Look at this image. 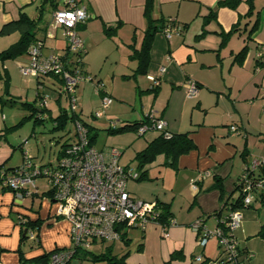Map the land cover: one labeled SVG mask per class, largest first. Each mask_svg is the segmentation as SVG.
Wrapping results in <instances>:
<instances>
[{"label": "crops", "instance_id": "0c3cea01", "mask_svg": "<svg viewBox=\"0 0 264 264\" xmlns=\"http://www.w3.org/2000/svg\"><path fill=\"white\" fill-rule=\"evenodd\" d=\"M69 1L85 7L89 16L86 24L77 30L79 37L84 40L81 68L87 75V41L92 42L94 38L91 27L100 38L98 41H102L101 38L111 41L116 44V49L117 43L124 46L128 51V59L133 37L135 48L140 47L147 28L144 14L147 0H68L62 7L55 2V9L64 8ZM223 1L225 0H152L151 19L173 21L184 29L169 39L162 32L155 34L144 76H138L135 80L129 78L137 65L136 61L130 59L135 63V66L129 68L131 74L121 75L122 78L132 79L137 83L138 87L135 88L139 90V94L153 87L157 88L155 97L154 93L147 92L143 103L148 109H142L138 119L134 121L154 113L155 118L166 123L167 131L186 133L194 145V149L176 160L174 167L165 166L167 175L171 177V183L168 184L171 198L155 197L150 200L170 205L172 224L166 231L168 237L163 236L159 224L149 223L144 231H140L136 249L120 254H128L126 264H193L200 246V235L191 230V225L201 220L206 231L209 228L216 229L229 214L230 205L238 196L237 182L244 169L256 160L262 165L256 169L255 175L263 174L264 0H252L253 14L250 17L247 15L248 0H236L237 4L233 8L219 6ZM33 4L34 0H0V28L5 23L17 20L24 13L35 23V41L41 42L42 54L64 55L67 42L63 30L52 25V13L55 9L50 6L48 23L40 25L39 12L43 11L46 3L42 1L35 7V14L39 13L36 18L28 14ZM210 10H215L214 18L205 23ZM256 16L258 27L249 34ZM120 23L113 38L103 35L104 25L113 27ZM232 29L235 32L229 34ZM79 30L83 32L79 34ZM224 34H227L225 41ZM46 42H51L52 46L48 47ZM0 44L2 46L3 42ZM244 47L246 51L243 56L237 58ZM115 48L107 54L115 56ZM4 50L0 47V51ZM139 78L143 80L142 86H139ZM189 82H193L198 88L197 96L192 99L187 98ZM107 95L111 97L116 93L109 90ZM111 105L112 103L109 106ZM231 127L236 128V131H231ZM7 131L5 118L1 115L0 142L6 140L4 133ZM254 133L259 135L258 139L263 144L260 150L253 153L250 150V140ZM11 156L7 148L0 146V166L14 168L6 166ZM36 195L29 189L20 199L12 192H0V264H42V257L48 253L69 248V224L57 216V205L48 193L42 196L37 212L22 206L23 199L31 198L33 202ZM257 198L253 206L260 201ZM178 199L182 202L190 201V208L182 218H176L172 208ZM250 209L242 210L243 223L250 214ZM26 221H39L38 228L34 231L35 241L28 239L25 232L27 226L24 225ZM125 240L129 245L131 240L128 231L125 233ZM27 241L31 243L27 244ZM248 249L247 246L243 248L247 252ZM101 251L102 247L99 252ZM173 253H179L181 258L171 259ZM257 255H252L250 264H264V256ZM200 257L206 259L203 250ZM198 259L203 264L202 258ZM220 259L221 253L214 260L215 264H220Z\"/></svg>", "mask_w": 264, "mask_h": 264}, {"label": "rangeland", "instance_id": "374dc122", "mask_svg": "<svg viewBox=\"0 0 264 264\" xmlns=\"http://www.w3.org/2000/svg\"><path fill=\"white\" fill-rule=\"evenodd\" d=\"M43 0H34L32 10H28L29 16L33 18L38 17L41 13L40 25L48 23L50 19V4L47 2L43 11L35 14V7L39 6ZM68 0H55L58 6L62 5ZM80 32L83 31H78ZM95 29L91 27V33L93 43L87 41L89 47L86 52V62L88 66H85L86 72L93 80L90 82L80 83L75 90V97L77 106L74 112L72 111L68 99L64 95V85L55 80L52 77L39 78L37 81L34 77H25L20 73V67H26L28 55H23L17 60L0 62V96L4 100H13L17 104L15 106L4 105L0 116L5 118V127L8 131L5 132L6 140L0 142V146H4L12 154L11 158L7 162L6 166L18 167L22 164L24 157L30 158L37 167L39 166H54L59 159V152L62 150V146L65 143L71 142L74 138L76 125L73 121V115H76L87 126L95 129L97 133L96 139L93 142V147L97 150L115 149L121 154L119 164L121 167L129 169L133 174L138 176L145 172V175L140 180L130 177L126 182V190L129 196L136 200L150 202L155 197L171 198L168 193V184L171 183L170 176L167 175V169L163 165L164 158L157 156L151 163L144 164L141 168L138 166V162L135 160L136 154L143 150L148 141L154 138L158 133L152 130L146 132L143 136L138 135L135 131L125 130L119 134H110L108 129L114 124V127H120L124 122H133L138 119L142 109L146 110V104L143 103L144 98L148 94L144 92L138 93L137 83L130 79L122 78L121 75H130V69L135 66V63L129 61L127 58L128 51L124 46L111 41H102L97 37ZM104 35V34H103ZM79 36V35H78ZM82 44L84 40L79 37ZM19 39L18 33H12L8 36H1L0 43L3 42L1 49L7 50L12 44ZM48 41V40H47ZM114 42H116L114 40ZM50 43V45H49ZM50 47L51 42H46ZM115 48V56H109ZM129 54L132 50L129 49ZM85 58V57H84ZM139 86H142L143 80L139 78ZM100 80V86L106 94H109V90H113L116 95H112V105L106 109H101V96L97 90L96 82ZM40 82V84H38ZM40 93L41 98H46V106L49 109L45 115L46 119L42 122H35V116L31 117V112L21 108L18 103L26 102L33 103L38 106L41 102V98L37 96ZM58 100V102H57ZM60 112H64L66 121L61 129H56L58 122L56 118ZM101 113L100 117H96L97 113ZM153 112V111H152ZM44 118V116H43ZM42 119V118H41ZM262 130V127H260ZM259 135L254 133L250 140L251 152H256L262 148V142L258 139ZM36 189L28 188L30 192H35L37 195L33 198L23 199L22 206L27 209H31L33 212H37L42 196L50 190L46 180L44 178H38L35 182ZM183 200V198H182ZM178 199L175 201L174 214L176 218H182L190 208V201L182 202ZM249 215L245 217L244 223L241 222L242 229H237L234 232L235 241L239 249H243L246 246L249 248L246 254L264 256V245L257 234L260 226L263 223L264 218V203H255L253 208L248 210ZM191 216V214H190ZM208 238L200 241L197 255L193 259V264H200L197 258H202L203 264H215V259L218 255H222V250L219 247L218 239L214 236V228L207 229ZM35 234V233H34ZM128 236L131 240L128 246H125L122 242H115L113 244V254L120 255L124 251L136 249L137 239L140 237V230L131 228L128 230ZM27 241V244H30ZM109 243H100L90 246L87 250L92 254H97L100 248L108 247ZM204 251L203 259L201 251ZM257 255V256H258ZM82 264H102L92 263L90 255H87L86 259L82 260Z\"/></svg>", "mask_w": 264, "mask_h": 264}, {"label": "built area", "instance_id": "2783aa9c", "mask_svg": "<svg viewBox=\"0 0 264 264\" xmlns=\"http://www.w3.org/2000/svg\"><path fill=\"white\" fill-rule=\"evenodd\" d=\"M88 18L85 7L77 5L74 1H69L64 8L53 11L52 25L63 30L67 42L65 54L44 56L41 42H35L28 50L27 66L19 69L25 77L37 78L48 75L59 77L65 87L64 95L73 112L77 106L75 97L77 86L82 82H91L90 77L81 74L77 66H70V57L75 59L77 54L83 51L77 27ZM181 32L180 25L166 26L162 31L166 39ZM160 71L164 72V69ZM149 79L154 82L153 78ZM197 94V86L189 82L187 98H195ZM41 99L39 108L47 109L46 98ZM111 102L110 96L103 92L101 109L109 107ZM101 115L98 112L96 117ZM40 117L47 118L45 113ZM147 117L150 124L138 127L136 129L138 135L143 136L152 130L168 137L166 123L163 120L155 118L154 113ZM75 125L73 141L62 149L63 153L54 166L37 167L25 156L18 167L9 171L0 170V190H10L19 199L27 194L28 188L36 187V179L44 178L52 192L51 198L57 205V216L69 224V248L50 252L44 264H80L75 252H85L97 242L109 244L118 242L131 228L144 231L149 223L158 224L155 202L136 200L129 196L126 182L130 177L137 180L138 175L136 173L132 175L129 169L120 166L121 154L113 148L95 149L89 143L87 128L79 121H76ZM111 126L114 127V124ZM230 129L236 131L234 127ZM261 165L259 161H252L237 182V190L242 195L244 206L253 204L258 195H264V173L261 176L255 175L256 169ZM241 222V212L235 210L229 214L225 228H216L214 231L225 264H248L251 259L252 255L240 252L233 237ZM171 224L172 221L167 227L160 225L164 237H168L166 231ZM191 230L200 235L201 240L209 236L200 221L192 224ZM25 232L28 239L35 241L36 237L32 230L27 229Z\"/></svg>", "mask_w": 264, "mask_h": 264}, {"label": "trees", "instance_id": "16d2710c", "mask_svg": "<svg viewBox=\"0 0 264 264\" xmlns=\"http://www.w3.org/2000/svg\"><path fill=\"white\" fill-rule=\"evenodd\" d=\"M43 2L44 3L49 2L50 6H52L53 9L56 8L55 0H43ZM151 3H152V0L146 1L144 14L147 19V28L145 32L143 33V38H142L140 47L138 49L135 48V38L134 37L132 39V44L129 46V48L132 50L131 54L129 55V59L136 61L137 63L133 74L129 76V78H133L134 80L136 79V77L144 76L146 74V69L149 64V51H150L151 43L153 41L155 34L158 32H162L166 26L172 27L176 25L173 21L151 19L150 17ZM236 4H237L236 0H225L223 2H220L218 5L228 6V7L233 8ZM248 4H249V11L247 15L248 17H250L253 14V1L248 0ZM262 8H264V5L262 6ZM214 15H215V10H210L209 16L205 18V23H207L210 19L214 18ZM88 20L89 18L87 19V21ZM86 22L80 26L81 27L84 26ZM80 26L77 27V30L79 29ZM120 26H121V23L113 27L104 25L103 33L105 37L109 39L113 38ZM35 27H36L35 23L32 20H30L24 13H21L17 20H13V21L3 24L0 28V37L8 36L12 33H18L19 40L7 50L0 51V62L3 63L4 61L15 60L23 56L24 54H27L30 46L34 45V43L36 42L35 41ZM257 27H258V17L256 16L249 34L253 33L257 29ZM183 29L184 28L182 27V30ZM234 32H235V29H232L229 32V34H232ZM226 36L227 34H224L223 41H225ZM245 49H246L245 47L242 48L236 57L237 58L242 57L244 52L246 51ZM83 56H84V52L82 51L81 53L77 54L75 59L70 57V66H77L81 74H83L86 77H89L81 68L82 62H83ZM47 77H52L55 80L61 82L60 78L57 76L48 75ZM39 78H43V77H37L36 79L38 80ZM90 79L91 81L93 80V78H90ZM96 87L98 88V92L100 96L103 95L104 91L101 89L100 81L96 82ZM146 92L154 93L153 95L155 97L157 88L153 87L150 90H147ZM37 96L40 97V93H38ZM16 104H17L16 101H13L10 99L6 101L2 99V97L0 96V107L3 108L4 105L15 106ZM18 105H21V108L25 110L26 109L29 110L31 112L30 118L35 116V122H42L43 119H41L40 117L41 114L48 112V109H41L39 108V106H36L33 103L31 104V103L22 102V103H18ZM72 119L73 121H76V120L79 121L80 124H82L84 127L87 128V132L89 136V143L90 145H93V142L97 136L95 129L87 126L76 115H73ZM56 121L58 122V124L56 125L55 128L56 129L63 128L65 121H66V116L64 112L59 113V116L56 118ZM148 124H150L149 119L148 117H145L144 119L139 120V121L124 122V124H122L120 127H117V128L111 127L110 129H108V132L110 134H119L125 130L136 132V129L138 127L142 125H148ZM166 132L168 133V137H165L163 133L157 132L158 133L157 136L153 138L152 140H150L149 142H147L145 148L136 154L135 160L138 162L139 168H141L146 163L153 162L157 156H162L164 158V163H163L164 166L174 167L176 160L180 156L194 149V145L191 142V140L188 138V135L186 133L175 134L169 131H166ZM71 142L65 143L62 146V149L70 145ZM62 153H63V150L59 152V156H58L59 158L61 157ZM12 169H6L4 168V165L0 166V170L9 171ZM262 171L264 173V165L262 166ZM144 175H145V172H142L138 176L137 180H140L141 178H143ZM6 191L12 192L7 189L0 190V192H6ZM47 193L49 197H52L51 190H49ZM257 197H258L257 200L258 199L260 200L259 202L264 203L263 194H260ZM242 199H243L242 195L238 192L237 198L230 205L229 214L235 210L240 211L242 213V210L244 209L253 208V204L244 206L242 204ZM155 211L158 214V218L156 222L163 227H167L170 221H172L170 205L166 203H162L160 201H156ZM229 214L226 215L225 218L218 224L217 228H223V229L225 228V225L228 221ZM200 222L202 223L201 220ZM24 225L27 226L26 230L30 229L34 232L38 228L39 221H36V222L26 221L24 222ZM233 237L235 238L234 234H233ZM257 237L261 239L264 245V218H263V223L261 224L259 232L257 234ZM120 241L123 242L125 246H128V241L125 240V233L121 237ZM239 250L241 253H245L243 249H239ZM75 253H76L77 258L80 260V264H82L83 259L87 258V255H90V260L92 263H102V264H126V258L128 256L127 253H124L120 256L113 254L112 244L104 248L103 251L98 252L97 254H92L91 252H88V251H85V252L79 251ZM48 254L42 257L41 259L42 264L45 263V260L48 257ZM178 254L179 253H173L170 258L175 259V260L180 259L181 258L180 254L179 255ZM251 259H252V256H251ZM251 259L248 264H250ZM219 263L225 264L222 258L219 260Z\"/></svg>", "mask_w": 264, "mask_h": 264}]
</instances>
